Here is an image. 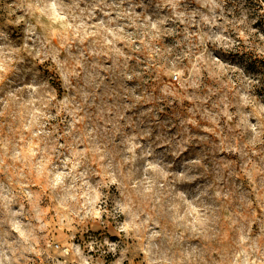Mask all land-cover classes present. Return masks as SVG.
I'll use <instances>...</instances> for the list:
<instances>
[{
    "label": "clouds",
    "instance_id": "9594fccd",
    "mask_svg": "<svg viewBox=\"0 0 264 264\" xmlns=\"http://www.w3.org/2000/svg\"><path fill=\"white\" fill-rule=\"evenodd\" d=\"M38 257L264 264V0H0V264Z\"/></svg>",
    "mask_w": 264,
    "mask_h": 264
},
{
    "label": "rangeland",
    "instance_id": "374dc122",
    "mask_svg": "<svg viewBox=\"0 0 264 264\" xmlns=\"http://www.w3.org/2000/svg\"><path fill=\"white\" fill-rule=\"evenodd\" d=\"M42 70V72L48 74V75H55L53 69L50 66H45V65H41L39 66ZM251 70L255 71L254 68H252ZM161 80L164 82H168V83H172L168 81V78L165 77H161ZM161 80H157L156 77H153L152 80V85L153 87L151 88V91L153 93H157L159 92V86L161 85ZM181 101H183V103H181ZM190 102L186 99H183L182 97H176V103L175 105H173V108L177 111H179L181 113V115L185 114L184 113V107L187 106ZM201 123H203V121H201ZM63 127V126H61ZM225 131H231V127L230 125H225ZM207 135H210L214 140H216L218 143L220 142V135H223V133H221L220 135L213 133V132H209L207 133ZM225 155H227V153H225ZM45 202L49 205L47 212H48V216L49 217H54L55 216V209L51 207V201L47 199V197L45 196L44 198ZM259 212V209L257 210ZM89 230L90 231H96V229H94L92 226H89ZM100 231H104L103 229H100ZM37 260V264H43V257H38L36 258ZM133 264H135V262H133Z\"/></svg>",
    "mask_w": 264,
    "mask_h": 264
}]
</instances>
